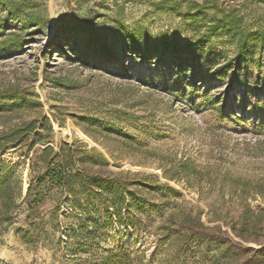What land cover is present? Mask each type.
Returning <instances> with one entry per match:
<instances>
[{"label": "rangeland", "instance_id": "rangeland-1", "mask_svg": "<svg viewBox=\"0 0 264 264\" xmlns=\"http://www.w3.org/2000/svg\"><path fill=\"white\" fill-rule=\"evenodd\" d=\"M160 1L0 0V135L35 121L0 141V173L14 193L4 213L0 192V264H81L122 247L143 264H264L252 251L212 263L215 247L186 245L170 220L185 232L198 219L264 249V63L253 35L264 30V0H169L173 11ZM194 3L206 18L184 17L198 12ZM227 15L232 34L205 36L209 21ZM128 32L142 36V48L145 39L146 54L120 49ZM240 38L253 58L239 55ZM14 94L27 101L8 107ZM49 147L126 181L152 209L134 204L141 220L133 229L109 227L98 197L78 206L52 187L26 221L28 185ZM245 216L255 231L241 237L233 227ZM18 228L32 229L34 243Z\"/></svg>", "mask_w": 264, "mask_h": 264}, {"label": "trees", "instance_id": "trees-1", "mask_svg": "<svg viewBox=\"0 0 264 264\" xmlns=\"http://www.w3.org/2000/svg\"><path fill=\"white\" fill-rule=\"evenodd\" d=\"M168 3L169 0H161L160 2H158L157 5L159 9L169 8L173 11L174 6H176L177 4H174V6H172ZM192 5V8L197 9L198 12H188L187 14H184V17L194 19L197 16H201L206 18V16H204L205 14L201 12L202 7L205 6L198 5L196 3ZM209 22L211 24L207 28V34L205 35L207 37L217 35L218 31L230 35L232 31V27L230 26H234L236 24L235 18L230 15H227L221 19H212ZM128 34L130 44H123L120 49H128L129 53H134L135 51H137L138 54H146L148 51V44L145 43V39L144 46L142 48L139 44V41L143 39L142 36H132L130 35V32H128ZM253 35L259 38L261 41L262 47L259 51L260 60H258V62L263 61L264 63V30H258ZM238 43L240 47L239 55L243 58V60H245L246 57L253 58L252 51L244 52V40L240 38L238 40ZM162 46L164 47L163 50H167L168 45L166 42L163 43ZM172 48L176 49V47ZM191 48L193 49V52L192 54H190V56L198 59L199 55L197 52V45H190L188 47L189 50H191ZM116 53V51H109L107 55L115 56ZM186 67L193 68V66L189 65H186ZM186 69L187 68H185V71ZM9 98L12 99V102L8 104V107L21 105V102L27 101L25 99V96L21 94H14L12 96H9ZM34 122L35 121H31L25 126H20L19 128H15L3 135H0V141L4 140L7 142H13L16 137H20L25 133V127H30V129H32L34 126ZM44 154H46L43 157L44 169L41 173L33 177L32 182H30V184L28 185V192L24 198L28 205V213L25 216L26 221H31L34 218L36 206L42 201L45 191L52 187H60L63 190H66V199L72 201L78 206H80L82 202V205L87 207L88 204L92 202V200L98 197L100 204L103 205L102 212L104 215L105 223L109 227L116 224L117 226H129L133 229L135 224L141 220V214L132 213L134 204H136L138 207H143V205H146L147 208L152 209L151 204H149L144 197H134L135 191H129L127 189L126 181H121L116 177L104 176L100 173H90L85 169L76 167L73 161L74 155L72 154L71 150H69L67 154H64L63 151L52 152V148L49 147L43 150L41 157ZM96 156L98 159H102L101 161H104V158H102L100 154H96ZM184 164L185 163L183 162L181 165ZM7 175L8 174L0 173V192L4 213H7L14 205V193L12 191L10 179H8ZM32 190L34 191L33 195L29 197V195H31L30 192ZM80 194H83L84 196H81ZM103 195L107 198L109 196L108 200L107 198L105 200H102ZM127 197H129V200L127 199ZM172 217L173 216L171 214V224L176 225L173 228V232L179 235L183 233L186 245L189 242L192 243L194 241H198L205 242L215 247L217 256L213 257V259L211 260L212 263H219V258L221 256L226 257V255L229 253H234L237 255L244 253L248 254V251H252L260 255L264 253V249H254L240 245L226 232L221 231L219 227L215 228V232L211 227L204 226L198 219L194 221L192 227L186 228L187 231L183 232L180 229L177 230V227L179 225H177L176 219H173ZM7 219H9V216H7ZM249 220L251 221L252 219ZM249 220L246 219L245 216L242 225H240V228L238 230H235V228L233 227L234 231H236L235 234L244 237V233L255 231L254 223H249ZM185 227H187V225H185ZM17 231L20 233L21 237L27 242L34 243V241L36 240V238L32 237V229L26 230L18 228ZM165 235L167 236H165L166 238L170 236V234L167 233ZM236 246H239L240 250L234 249L236 248ZM228 259L229 258H225L223 261H228ZM244 260L245 264H254V262L250 260V258H246ZM81 264H143V262L141 260V256L131 254L126 248L122 247L110 249L104 256H101V258L86 261Z\"/></svg>", "mask_w": 264, "mask_h": 264}]
</instances>
